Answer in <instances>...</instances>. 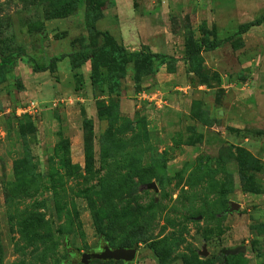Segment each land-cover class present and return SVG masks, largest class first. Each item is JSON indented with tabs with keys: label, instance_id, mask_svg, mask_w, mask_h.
Listing matches in <instances>:
<instances>
[{
	"label": "rangeland",
	"instance_id": "1",
	"mask_svg": "<svg viewBox=\"0 0 264 264\" xmlns=\"http://www.w3.org/2000/svg\"><path fill=\"white\" fill-rule=\"evenodd\" d=\"M213 29L226 41L188 56L189 35ZM110 38L163 57L142 77L128 63L112 91L95 90L90 62L35 71ZM9 55L0 264H86L108 246L94 206L121 219L111 248L138 255L88 264H264V0H0Z\"/></svg>",
	"mask_w": 264,
	"mask_h": 264
},
{
	"label": "trees",
	"instance_id": "2",
	"mask_svg": "<svg viewBox=\"0 0 264 264\" xmlns=\"http://www.w3.org/2000/svg\"><path fill=\"white\" fill-rule=\"evenodd\" d=\"M262 23L261 20H254L249 23H246L239 27L238 33L243 34L248 32L253 26H258ZM214 37L210 38V36L205 33L201 39V41H196L193 39L192 35L186 40V52L188 56L195 57L202 52H209L220 47L224 41L219 39L216 36V30L213 29ZM110 42L107 43L101 49L94 52H85L78 51L73 52L68 55L62 54L60 56L52 57L50 63L44 67H37L35 64V71H46L48 69H53L54 66L63 61L65 58H69L71 69L76 70L82 67L85 63L90 62L91 64V83L94 86L96 91L103 90V86L108 84L110 90H114L119 85V79L125 75L126 65L130 62L135 63L136 75L138 77H142L147 74H151L154 72L155 60L159 57H163L162 55L151 52L150 50L142 49L140 51H135L132 53H128L126 51V47L124 45H119L113 38H110ZM175 57H170V59L174 60ZM17 58L13 55L5 56L0 60V82L5 79V75L9 72H12L16 66ZM20 88H23V85H20ZM111 195L110 199L114 196L116 197V192ZM104 198L106 199V194L103 193ZM105 202H107L105 200ZM97 206H94L96 210L97 219V231L99 235L105 240L106 244L109 247L114 246V236L113 233L117 230L116 225L121 223V219L116 217V213H106L107 214V222H102L101 219V211H97ZM18 219V218H17ZM19 222H21L19 220ZM22 224V223H21ZM125 226V224H122ZM32 227V226H30ZM43 227L36 226L33 227V232L36 238H34L33 244L36 247V250L40 248V243L38 241V236L42 235ZM21 232L24 234V229H21ZM52 235V233H51ZM168 238H165L161 242L167 241ZM55 246V242L53 243ZM119 245L123 247H129L128 243L121 242ZM107 246V247H108ZM53 248V247H52ZM161 256L156 255L155 260L158 264L161 263ZM110 263H118L116 260H107ZM124 263V261H123ZM62 264H64L62 262ZM190 264V263H189Z\"/></svg>",
	"mask_w": 264,
	"mask_h": 264
},
{
	"label": "water",
	"instance_id": "3",
	"mask_svg": "<svg viewBox=\"0 0 264 264\" xmlns=\"http://www.w3.org/2000/svg\"><path fill=\"white\" fill-rule=\"evenodd\" d=\"M138 255V248H111L106 247L100 251H91L88 253L85 263L88 264L91 259H103V260H123L127 262L135 261Z\"/></svg>",
	"mask_w": 264,
	"mask_h": 264
}]
</instances>
